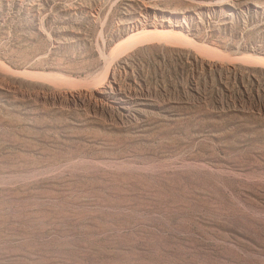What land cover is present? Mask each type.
<instances>
[{
  "label": "rangeland",
  "instance_id": "374dc122",
  "mask_svg": "<svg viewBox=\"0 0 264 264\" xmlns=\"http://www.w3.org/2000/svg\"><path fill=\"white\" fill-rule=\"evenodd\" d=\"M0 264H264V0H0Z\"/></svg>",
  "mask_w": 264,
  "mask_h": 264
},
{
  "label": "bare ground",
  "instance_id": "6f19581e",
  "mask_svg": "<svg viewBox=\"0 0 264 264\" xmlns=\"http://www.w3.org/2000/svg\"><path fill=\"white\" fill-rule=\"evenodd\" d=\"M142 31V30H141ZM259 57V56H258ZM262 58V57H261ZM112 83V82H110ZM99 92L103 95L108 96L111 98L109 102L112 105L120 106L124 109L129 108L131 105H128V103L133 99V96L130 92L127 93L124 89H122L119 86L113 85V84H108L103 86ZM101 101H104L102 96L98 97ZM97 98V99H98ZM135 98V97H134ZM134 103V102H133ZM136 105V104H135Z\"/></svg>",
  "mask_w": 264,
  "mask_h": 264
}]
</instances>
